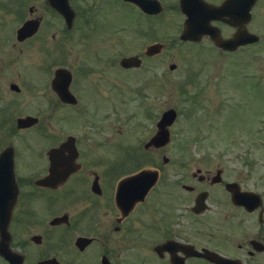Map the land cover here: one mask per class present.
<instances>
[{"label":"flooded vegetation","instance_id":"1","mask_svg":"<svg viewBox=\"0 0 264 264\" xmlns=\"http://www.w3.org/2000/svg\"><path fill=\"white\" fill-rule=\"evenodd\" d=\"M68 5L63 16L48 0H0V264H264V70L242 73L254 91L220 81L207 111L244 113L226 137L244 150L203 151L191 170L160 166L143 202L129 207L131 189L115 199L142 169L124 166L140 140L124 138L126 94L148 100L152 71L177 48L183 61L196 47L200 62L264 55V0Z\"/></svg>","mask_w":264,"mask_h":264},{"label":"rangeland","instance_id":"2","mask_svg":"<svg viewBox=\"0 0 264 264\" xmlns=\"http://www.w3.org/2000/svg\"><path fill=\"white\" fill-rule=\"evenodd\" d=\"M181 49L182 48H177L175 52H169V57L165 58V60L162 61L163 64L159 65L158 69L155 72V77L159 78L152 84V90L149 92V105H147V109L152 112V133L154 131L153 124L157 122L163 111L172 107L180 112L177 123L172 126L173 129L171 128L173 133L170 143L165 146L162 152L154 153L152 151V161L155 162L156 165L164 166L162 162V156L165 155L169 159V162L166 165L170 166L173 171H176L174 167H176V161L179 159L178 155L186 156L185 158L188 161V170H191V168L199 160V156L202 155L203 151L207 152V154L209 155L215 154L216 152L218 153V151L220 150H231L230 152L233 154L236 150L245 149V143L243 141L237 142L226 139L227 135L236 134L237 132H239L240 127L244 125L245 122L240 120L241 115H243L244 113L240 114V112L236 110L229 114L223 113L221 115H211L213 117H207V115L205 114L206 111H213L215 105L214 103L216 101V98L213 99L216 94V91L214 90L216 80H214L215 77L211 78V76L217 74V72L219 71V79L221 81L227 80V83H221V86H228L227 89L241 88L244 92L247 90L254 91L253 89L246 86L253 84L250 82H245V78L244 76H242V73L245 71H248L250 73V69H252V63L251 61H248L249 57L244 58L240 56L234 62L223 61V59L221 61H216L213 59L206 62L205 65L207 66L205 69L210 75L204 72H202V74L207 76L206 79L210 76V81L208 82L206 80V83L202 82V85H199L201 87L196 86L198 88L195 89H191L190 87L185 93H183L184 90H181L180 87H175L174 82H172L173 76H178L184 73L183 65H185L186 63H184L181 57ZM189 49L191 51L190 53L193 55L186 58L187 64L198 67L200 64L199 55L202 54V51L199 47ZM262 56L261 58L263 60L261 61V63L257 64V67L255 66V70H264V55ZM203 59L207 60L204 56ZM166 60L170 63H178V65H180L179 68H177L175 72L170 73L168 71V63H166ZM161 65L163 66L161 67ZM161 70H163L164 72H161ZM223 70H228L227 78H224L225 71ZM159 72L162 74L163 78L158 75ZM153 73L154 71H152V74ZM186 76L194 80V76L192 74L187 73ZM165 82H167V85ZM263 85L264 82L262 84H259L257 88H255V91H260ZM202 90L206 91L204 92V94H207L208 99H205V101L203 100V103L202 101L200 102L198 100H196L195 102V92ZM218 93L221 92L218 91ZM228 95L229 93L224 96L227 101L232 102V96L230 98H227ZM256 96L257 93L255 92L254 101H259ZM185 98L188 100V102H186ZM136 104H138V101L135 100L134 95L126 94V101L123 108V114L125 118L124 138L126 141L132 140L133 138H139L140 141L146 140L148 135L147 132L150 128V115L149 119H145V106L138 108ZM193 106H199V108L194 107V110L190 111L186 119V113ZM203 107L205 110L202 109L200 111L199 109ZM126 118H130V120H127ZM142 120H144L145 126L148 127V130L146 131L147 134H144L143 127L139 130L137 128V123L139 121L142 122ZM132 147L133 146H130V148ZM149 157L150 154L148 155V158ZM140 162L141 156L137 157L129 155L124 157L125 169L133 168Z\"/></svg>","mask_w":264,"mask_h":264},{"label":"water","instance_id":"3","mask_svg":"<svg viewBox=\"0 0 264 264\" xmlns=\"http://www.w3.org/2000/svg\"><path fill=\"white\" fill-rule=\"evenodd\" d=\"M51 5L54 4V0H49ZM174 113L172 111H169L167 113L164 114L162 121L158 124L159 127V132L157 133V135L154 137V139L152 140V144H154L155 146H161L164 143H166L167 138H168V133L166 131V126L169 125L173 120H174ZM136 178H139V176H137ZM155 177L152 176V184L154 183ZM149 188V184L142 189L141 193H145V191ZM143 193V194H144Z\"/></svg>","mask_w":264,"mask_h":264}]
</instances>
